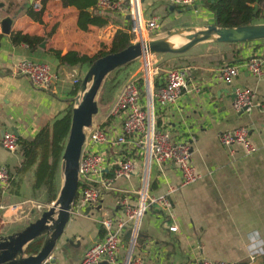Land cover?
<instances>
[{
  "label": "crops",
  "instance_id": "crops-1",
  "mask_svg": "<svg viewBox=\"0 0 264 264\" xmlns=\"http://www.w3.org/2000/svg\"><path fill=\"white\" fill-rule=\"evenodd\" d=\"M34 1L0 0V33L3 34L0 39V165L14 171L22 156L18 150L10 151L3 145V131L15 133L17 128V136L31 137L53 122L74 101L73 90L77 84L74 77L82 78L88 69L87 65H60L53 50H61L62 54L77 50L93 55L100 48L111 46L118 30L131 32L128 14L101 7L97 1L89 11L108 21L104 25L90 23L86 29L79 26L77 6L65 5L63 0H42V19L37 20L30 13L38 10ZM207 1L196 0L192 6L184 7L171 0H141L140 6L143 17L158 18L160 27L155 32L163 34L177 26L200 27L218 22ZM5 17L11 18L7 33L2 29ZM12 31L44 38L31 47L24 41H13ZM255 55L264 61V39L206 40L184 52L152 55L158 67L154 74L156 85L165 82L171 66L188 67L189 88L174 104H155L153 112L158 125L171 131L176 140L190 144L192 161L200 177L181 185L182 172L176 163L148 160L144 148L132 141L123 146L94 144V148L103 150L107 156L105 176L113 175L116 160L122 156L132 157L135 168L129 177L115 178L96 203L74 207L64 236L51 253L55 264L77 262L90 245L103 237L101 220L108 216L127 222L120 248V259H124L130 244L126 233L132 221L120 204V197L127 193L136 202L138 190L145 181L149 196L168 194L169 197L166 205L154 202L139 221L142 242L137 241L133 253L141 256L146 264H199L202 258L264 263V78L253 74L247 63ZM25 59L52 65L55 77L51 88L34 84L28 75L20 72L19 63ZM227 64L239 67L232 83L220 76L221 67ZM78 67L80 70L76 73ZM242 86L253 88L256 96L251 108L238 110L234 106L235 90ZM142 100L145 102L146 96ZM111 102L100 103L94 122L116 133L121 130L122 116L107 117ZM239 125L248 126L256 151H246L239 142L225 145L219 139L221 131ZM34 169L35 166L24 173L20 194L10 186L4 199L32 197ZM1 212L7 216L8 212ZM7 222L2 219L0 227H6ZM172 224H177V230L170 229ZM252 252L254 258H251Z\"/></svg>",
  "mask_w": 264,
  "mask_h": 264
},
{
  "label": "built area",
  "instance_id": "built-area-1",
  "mask_svg": "<svg viewBox=\"0 0 264 264\" xmlns=\"http://www.w3.org/2000/svg\"><path fill=\"white\" fill-rule=\"evenodd\" d=\"M171 1L176 5L188 7L192 6L196 0ZM140 2L141 0H97V4L101 7H110L119 13L128 14L131 21L132 42L143 41L151 34L157 33L155 31L160 27L156 16L143 17ZM34 7L40 10L42 0H35ZM153 54L148 53L141 57V68L123 83L109 106L107 117L122 116L121 130L114 133L111 129L95 122L87 129L79 162V186L75 206L96 203L104 189L111 187L115 178L129 177L135 168V161L132 157L122 156L116 160L113 175L105 176L107 156L103 150H94V144L106 143L123 146L132 141L144 148L148 160L154 158L158 162L176 163L182 172L181 185L195 182L200 177L192 161L190 144L176 140L171 131L158 125L153 112L155 104H174L189 88L188 67L185 65L171 66L167 70L165 82L156 85L154 74L158 67L154 64ZM263 62V59L256 55L250 57L247 62L253 74L260 78H264ZM19 70L40 87L51 88L53 85L55 72L49 62L25 59L19 63ZM238 73L239 67L236 64H227L220 69V76L228 83H232ZM80 79L75 76L74 82L78 83ZM143 96H146L145 102L142 100ZM255 96L256 92L249 86L236 88L235 108L238 110L251 108L254 105ZM17 139V134L11 130L4 131L2 135L3 145L10 151L18 149ZM219 139L225 145L239 142L248 152L257 149L256 144L249 137V128L246 125L221 131ZM10 178L11 174L7 165H0V186L6 188L10 183ZM138 194L136 202H133L127 193L120 197V204L132 221L129 250L125 258L120 259V248L127 222L124 219L114 220L108 216L101 220L105 228L103 237L90 245L74 264H99L102 259L108 260L110 264H146L141 256L133 253L140 233L139 221L142 213L154 202L166 205L169 203V197L168 194L149 196L147 181L140 187ZM3 203L4 201L1 202L0 209L4 213L8 212L6 217L3 216L4 219L9 222L14 221L12 212L19 207V203L14 201L10 204ZM177 228V224L170 225L171 230H177ZM254 257L255 254L252 252L251 258ZM41 264L55 263L49 255ZM199 264L240 263L235 260L202 258Z\"/></svg>",
  "mask_w": 264,
  "mask_h": 264
},
{
  "label": "water",
  "instance_id": "water-1",
  "mask_svg": "<svg viewBox=\"0 0 264 264\" xmlns=\"http://www.w3.org/2000/svg\"><path fill=\"white\" fill-rule=\"evenodd\" d=\"M10 27L11 18H3V31L9 32ZM174 35H180L185 40L176 42L173 40ZM260 39H264V21L232 26H223L218 22L200 27L184 25L169 28L163 34H151L143 41H134L120 50L96 58L84 73L74 98L70 130L62 155L63 179L58 196L23 228L0 233V264H41L63 238L78 194L79 162L86 131L94 122L103 83L112 70L148 53L184 52L201 41L240 42ZM76 70L79 73L80 68ZM14 130L16 134L19 133L17 128ZM142 235L140 232L138 243L142 242ZM130 236L131 229L126 233V237ZM36 238L42 239L40 249L35 253H27L28 245ZM99 264L110 263L102 259Z\"/></svg>",
  "mask_w": 264,
  "mask_h": 264
},
{
  "label": "trees",
  "instance_id": "trees-1",
  "mask_svg": "<svg viewBox=\"0 0 264 264\" xmlns=\"http://www.w3.org/2000/svg\"><path fill=\"white\" fill-rule=\"evenodd\" d=\"M97 0H63L65 5H75L80 9L79 26L88 28L90 23L104 25L107 23L106 18H102L100 14H92L89 7L95 5ZM208 6L217 15L220 25L232 26L248 24L258 21H264V0H208ZM31 15L41 20L42 10H31ZM13 41H24L35 47L44 36L31 35L22 31H12ZM3 36L0 33V39ZM132 43V33L127 30H118L114 36L111 46L100 48L95 54L80 53L77 50H69L62 54L61 50L55 49L53 53L61 64L87 65L104 54L120 50ZM139 58L129 61L114 70H112L105 78L103 83L99 102L102 104L109 103L119 91L125 80L138 67ZM82 78L76 84L73 93L77 94ZM74 101H72L65 112L57 117L53 122L43 126L35 135L31 137L18 136V151L21 153V162L15 167V171L9 168L11 178L6 188L0 186V204L6 197L5 193L10 186L19 193V186L23 179L24 173L35 166L34 175V195L44 193L46 200L51 202L56 199L62 184V155L67 142ZM15 187V188H14ZM1 212V209H0ZM25 224L18 227L21 229ZM105 228L102 226V233ZM42 239L36 238L30 242L26 251L27 253H35L41 247ZM240 264H249V262H241ZM264 264V263H263Z\"/></svg>",
  "mask_w": 264,
  "mask_h": 264
},
{
  "label": "rangeland",
  "instance_id": "rangeland-1",
  "mask_svg": "<svg viewBox=\"0 0 264 264\" xmlns=\"http://www.w3.org/2000/svg\"><path fill=\"white\" fill-rule=\"evenodd\" d=\"M138 64L139 65L136 68L137 70H139L141 67L142 58H139ZM136 69L134 70V72L136 71ZM99 99H100V96H99ZM102 107L104 106L102 105ZM94 150H97V148L95 147ZM61 165H62V174H63V162ZM32 195H33L32 197H27V198L12 200V201L8 200V197L4 199L3 204H10V203H13L14 201V202L19 203V207H16L17 209L13 210L12 212V217L14 218V221L7 222L8 225L4 223L7 226L3 227L2 225V227H0V233H8L14 230H19L18 227H20L23 224H27L29 220H34L37 216L41 214V212L45 208H47L53 202V201L51 202L47 201L44 193H39L36 196L33 193ZM39 205L41 206L39 207ZM0 219H1L0 221L4 219V217L2 216V212H0Z\"/></svg>",
  "mask_w": 264,
  "mask_h": 264
},
{
  "label": "bare ground",
  "instance_id": "bare-ground-1",
  "mask_svg": "<svg viewBox=\"0 0 264 264\" xmlns=\"http://www.w3.org/2000/svg\"><path fill=\"white\" fill-rule=\"evenodd\" d=\"M173 40H175L176 42H183L185 39L180 35H174Z\"/></svg>",
  "mask_w": 264,
  "mask_h": 264
}]
</instances>
